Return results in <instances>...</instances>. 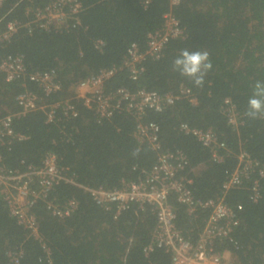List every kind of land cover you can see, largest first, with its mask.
Listing matches in <instances>:
<instances>
[{"label": "trees", "instance_id": "obj_1", "mask_svg": "<svg viewBox=\"0 0 264 264\" xmlns=\"http://www.w3.org/2000/svg\"><path fill=\"white\" fill-rule=\"evenodd\" d=\"M46 3L5 0L0 5V33L8 22L20 25L10 41L0 42V59L20 57L27 74L50 73L59 89L45 95L24 77L7 83L0 74V117L18 111L15 97L24 91L35 94L39 105L69 100L78 116L63 119L58 112L55 122L45 123L44 112L36 110L16 117L14 132L25 139L0 147V167L22 172L53 154L63 175L79 187L61 182L48 200L59 205L74 200L77 206L71 215L60 219L38 202L30 210L38 241L16 224L0 199V264L7 262V253L15 248L22 252L20 264H171V254L164 249L153 246L151 252H144L156 227L149 206L131 205L115 217L114 207L104 210L81 188L113 190L122 182L139 181L160 152H180L186 157V170H195L189 185L194 199L223 197L226 204L241 206L231 241L215 242V251L227 255L221 264H264V176L257 177L254 171L237 189L223 196L220 193L240 151L264 169V120L251 121L243 115L252 85L264 81V0H177L175 4L172 0H149L146 5L143 0H79L77 24L72 20L59 30L33 28L28 32L24 25L32 18L30 12ZM169 15L178 21L184 37L169 40L158 59H146L136 81L119 70L105 87L107 92L143 89L175 97L161 112L145 111L140 120L158 127L159 148L152 150L134 139V115L120 111L97 121L93 111L72 100L73 88L102 69L120 68L130 44L145 49L147 34L160 29ZM97 41L101 43L98 47ZM185 48L209 53L212 68L203 87H195L172 71L174 58ZM225 100L239 116L237 126L228 122ZM182 124L211 130L228 155L221 163L211 162L207 148L180 132ZM254 181L259 187L256 202L249 198ZM169 203L176 228L194 243L207 214L188 216L173 195Z\"/></svg>", "mask_w": 264, "mask_h": 264}, {"label": "built area", "instance_id": "obj_2", "mask_svg": "<svg viewBox=\"0 0 264 264\" xmlns=\"http://www.w3.org/2000/svg\"><path fill=\"white\" fill-rule=\"evenodd\" d=\"M4 1L0 0V5ZM148 2L149 0H143L142 4L146 5ZM172 3H177V0H172ZM79 12V0H47L45 6L30 12L32 18L24 27H27L28 32L33 28L44 31L59 30L67 27L72 20L77 24L76 16ZM19 28L20 25L17 22H8L0 33V42L10 41ZM183 37L184 32L178 21L173 15H169L160 29L147 34L145 49L141 50L135 43L130 44L127 56L120 68L102 69L84 78L74 86L72 100L80 102L84 107L93 111L97 121L109 119L120 111L134 115L137 119L133 133L134 139L140 145L145 144L152 150H158V127L154 123H142L140 120L145 111L161 112L173 104L175 97L170 93L159 94L143 89L130 92L125 88H117L107 92L105 87L119 70L126 71L129 79L136 81L143 73L142 63L146 59H158L169 40ZM99 45L101 43L97 41L96 46ZM0 74L4 76L7 83L24 77L30 83L35 84L45 95L59 89L50 73L27 74L18 56L1 58ZM185 92L188 93L187 90ZM38 100L37 96L30 91H24L15 97L18 111L0 117V147L10 141L25 139L24 136L14 132L13 120L16 117L36 110L44 112L45 123L55 122L58 119V112L63 119H73L78 116L69 100L50 105H39ZM223 111L228 122L237 126L239 116L229 100L224 101ZM179 130L207 148L210 151L209 160L211 162L221 163L228 155L224 143L219 141L211 130L200 131L186 124L180 125ZM236 159L235 169L221 184L222 196L237 189L243 179H248L254 171L257 177L264 176L263 167L247 152L240 151ZM186 167L187 160L182 153L160 152L156 163L139 181L122 182L117 189L113 190L81 188L89 193L94 203L104 210L114 207L115 217L131 205L140 208L150 207L155 215L156 227L151 244L144 249L145 254L151 252L153 246H156L171 254V264H221L225 254L220 255L215 251V242L231 241V235L239 224L237 213L241 211V206H230L224 202L223 197L201 201L194 199L189 185L192 182L190 175L195 170H186ZM61 182L79 187L71 178L63 175L62 170L57 166L55 156L51 153L44 157L39 166H29L22 172L0 167V199L5 202L9 215L16 224L26 230L34 240L40 241V238L30 210L38 202L44 203L46 210L60 219L68 217L76 210L77 203L74 200H68L63 205L53 204L48 200L55 187ZM170 195L174 196L178 205L185 208L188 216L196 218L199 213L207 214L204 226L194 243L185 238L176 228L175 213L169 203ZM249 198L255 202L259 199L257 181H254L250 187ZM21 256V250L15 248L7 253L5 264H20Z\"/></svg>", "mask_w": 264, "mask_h": 264}, {"label": "clouds", "instance_id": "obj_3", "mask_svg": "<svg viewBox=\"0 0 264 264\" xmlns=\"http://www.w3.org/2000/svg\"><path fill=\"white\" fill-rule=\"evenodd\" d=\"M172 71L190 80L195 87H203L212 64L206 49L189 51L182 49L172 62ZM247 120H264V81L252 85V92L243 113Z\"/></svg>", "mask_w": 264, "mask_h": 264}, {"label": "crops", "instance_id": "obj_4", "mask_svg": "<svg viewBox=\"0 0 264 264\" xmlns=\"http://www.w3.org/2000/svg\"><path fill=\"white\" fill-rule=\"evenodd\" d=\"M227 257V255H225V258Z\"/></svg>", "mask_w": 264, "mask_h": 264}]
</instances>
